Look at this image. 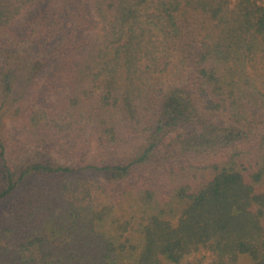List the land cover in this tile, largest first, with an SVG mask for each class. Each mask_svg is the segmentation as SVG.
<instances>
[{
  "label": "trees",
  "instance_id": "obj_1",
  "mask_svg": "<svg viewBox=\"0 0 264 264\" xmlns=\"http://www.w3.org/2000/svg\"><path fill=\"white\" fill-rule=\"evenodd\" d=\"M242 256L264 264V0H0V264Z\"/></svg>",
  "mask_w": 264,
  "mask_h": 264
},
{
  "label": "rangeland",
  "instance_id": "obj_2",
  "mask_svg": "<svg viewBox=\"0 0 264 264\" xmlns=\"http://www.w3.org/2000/svg\"><path fill=\"white\" fill-rule=\"evenodd\" d=\"M153 1H155V0H153ZM192 260H193V257L190 258V259L188 260V262H189V261H192ZM210 260H211L210 258H203L202 262H203V264H208V263L210 262ZM237 264H249V259H248V257H246V256H242L241 258H239Z\"/></svg>",
  "mask_w": 264,
  "mask_h": 264
}]
</instances>
